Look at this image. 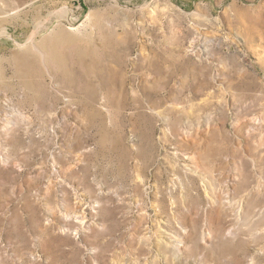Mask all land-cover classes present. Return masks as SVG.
I'll return each mask as SVG.
<instances>
[{
  "label": "rangeland",
  "instance_id": "rangeland-1",
  "mask_svg": "<svg viewBox=\"0 0 264 264\" xmlns=\"http://www.w3.org/2000/svg\"><path fill=\"white\" fill-rule=\"evenodd\" d=\"M0 264H264V0H0Z\"/></svg>",
  "mask_w": 264,
  "mask_h": 264
},
{
  "label": "bare ground",
  "instance_id": "bare-ground-1",
  "mask_svg": "<svg viewBox=\"0 0 264 264\" xmlns=\"http://www.w3.org/2000/svg\"><path fill=\"white\" fill-rule=\"evenodd\" d=\"M173 246L176 247L177 249L179 248V245L177 243H173Z\"/></svg>",
  "mask_w": 264,
  "mask_h": 264
}]
</instances>
